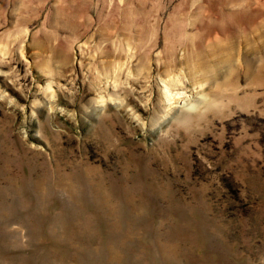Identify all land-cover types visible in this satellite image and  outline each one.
<instances>
[{"label":"rangeland","instance_id":"374dc122","mask_svg":"<svg viewBox=\"0 0 264 264\" xmlns=\"http://www.w3.org/2000/svg\"><path fill=\"white\" fill-rule=\"evenodd\" d=\"M0 264H264V0H0Z\"/></svg>","mask_w":264,"mask_h":264},{"label":"bare ground","instance_id":"6f19581e","mask_svg":"<svg viewBox=\"0 0 264 264\" xmlns=\"http://www.w3.org/2000/svg\"><path fill=\"white\" fill-rule=\"evenodd\" d=\"M166 97H167V95H166ZM167 101V100H166ZM169 101H170V99H169ZM177 103V102H176Z\"/></svg>","mask_w":264,"mask_h":264}]
</instances>
